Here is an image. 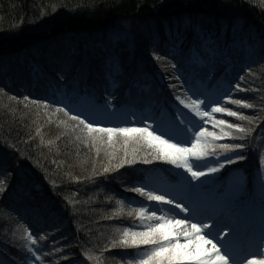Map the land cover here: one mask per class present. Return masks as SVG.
<instances>
[{
  "label": "trees",
  "instance_id": "obj_1",
  "mask_svg": "<svg viewBox=\"0 0 264 264\" xmlns=\"http://www.w3.org/2000/svg\"><path fill=\"white\" fill-rule=\"evenodd\" d=\"M185 18L220 34L224 55L194 63ZM154 53L168 55L158 61ZM114 54L122 66L119 83L105 72ZM198 80L208 99L232 88L231 99L253 105L221 104L249 119L230 117L247 131L231 129L216 143H243L239 151L246 158L221 153L233 155V163L225 162L219 185L205 199L227 193L230 176L240 171L246 186L236 198L246 205L264 169V0H0V264H127L139 254L146 246L126 248L120 241L126 228L143 230L138 215L129 213L151 202L131 189L148 179L181 186L179 168L123 137L94 141L95 134L56 111L70 109L58 95L64 91L73 104L84 98L95 109L113 94V107L122 113L140 107L156 122L177 108L187 112L175 95L187 99L185 89L196 88ZM223 114L213 115L217 120ZM126 156L136 162L126 163ZM37 229L44 237L32 246L43 249L39 259L27 240V232Z\"/></svg>",
  "mask_w": 264,
  "mask_h": 264
},
{
  "label": "snow or ice",
  "instance_id": "obj_2",
  "mask_svg": "<svg viewBox=\"0 0 264 264\" xmlns=\"http://www.w3.org/2000/svg\"><path fill=\"white\" fill-rule=\"evenodd\" d=\"M185 22L191 25L193 31L194 44L190 50L195 58L211 61L224 55L226 44L223 43L220 34H213L198 23H192L190 18H185ZM113 35L119 39V33L114 32ZM183 42L184 38L178 34L176 45L181 46ZM153 55L159 61L166 59L168 54L164 57L155 53ZM171 67L179 71L175 64H171ZM86 71V66L82 65L81 74ZM105 72L110 81L119 83L118 78H122L123 72L117 55L106 59ZM173 78L180 80L179 76ZM131 79L133 84L139 83L135 76ZM238 80L243 81L244 76H239ZM129 88L131 91V86ZM234 88L240 89V83H235ZM232 91L230 88L220 99L209 100L206 96L201 99L203 93L198 94L191 88H186L185 93L191 95L187 96V99L175 95V100L187 112L177 108L174 113L166 114V120L156 121L155 127L145 119L135 121L144 125L143 127H101L98 121L82 118L84 113L79 111L73 113L67 106L57 107L56 111L70 116L77 127L83 126L89 134H95L92 137L94 141L106 138L108 143H112L113 137L116 136L123 137L125 144L132 141L150 149L154 160L166 162L187 174L181 183L185 191H191L197 187L192 181H201V178L215 174L225 167V163L219 159L221 153L233 152L236 159L241 161L246 158L244 153L239 151L245 148V144L216 143L229 136V132L224 131L225 126L238 133L247 131L239 123H228L224 119L216 120L213 115L224 113L228 117H237L240 120L249 119L238 111L221 106L225 101H230L231 104L244 108L253 107L241 99H231ZM109 95L111 99H105L103 104L106 110L113 108L112 100L116 99L115 95ZM24 99L27 100L28 97L25 96ZM33 103L38 104L41 101L36 100ZM127 122L134 123L131 120ZM209 123L214 128L219 126L220 132L209 131L207 128ZM181 137L186 139L182 140ZM210 160L212 163H209ZM224 161L231 164L233 157L225 156ZM125 162L133 164L136 162L135 157L128 160L126 156ZM143 162L149 164L153 160L144 159ZM120 167H123V164ZM3 183L4 181L0 180V185ZM261 189L264 205V180L261 181ZM3 190V187H0V191ZM131 190L155 204L151 206L143 204L129 213L138 215L143 230L134 231L132 227L126 228L120 244L126 248L146 247L141 249L139 254H133V258L129 259L127 264H264V209L258 225V236L253 239V235L257 233L256 222L241 213L236 192L229 190L228 193H222L210 200L186 204L183 194H180L179 198L168 193L158 194L155 190H146L144 186H136ZM40 231L37 229L35 233L27 232V240L30 242L28 251L36 259L40 258L37 253L43 252L42 248L32 247L37 244V237L44 239L40 236ZM230 233L231 239L228 238Z\"/></svg>",
  "mask_w": 264,
  "mask_h": 264
},
{
  "label": "rangeland",
  "instance_id": "obj_3",
  "mask_svg": "<svg viewBox=\"0 0 264 264\" xmlns=\"http://www.w3.org/2000/svg\"><path fill=\"white\" fill-rule=\"evenodd\" d=\"M192 61L194 63L201 64V60L195 58L194 56H192ZM195 84H196V88L193 91L198 93V94L203 93V95H201V99H203L206 96L205 95L206 93L203 91L204 88H202V85H203L202 82L200 80H198V81H196ZM221 84H222V86H226V83H221ZM215 93L218 94L217 91ZM60 97L63 101H66L64 94H61ZM209 100H213V99H209ZM86 102L88 103L87 100H86ZM86 102L84 103V101H83L82 104L79 105L78 107L75 104H72L71 107L75 110L78 109L81 112L87 113L85 115L88 118L92 117L94 119V117H95L97 119H103V122H107L110 124L109 127H113V126L114 127H117V126L143 127L144 125L139 124V123H135V121H139L140 119L147 120L148 123L153 124V127H155V125H156V123L152 122V118L150 116H147L146 114H140L141 112L138 111L140 107L128 108V111H126L125 113H122L120 111L116 112V111H112V110H104V111H101L99 114V113H95L94 111H92L91 113L86 111L87 110L86 109V105H87ZM220 119H224L228 123H233V121L230 119V117H228L226 114H223V115H220L217 117V120H220ZM129 120L133 121L134 123H128L127 121H129ZM161 120H164V117L161 118ZM91 121H93V120H91ZM111 122H112L113 126L111 125ZM207 128L209 131H215V132L219 133L218 130H216V128H214L211 123H209L207 125ZM225 131L229 132L230 129H228L226 127ZM157 134H159V131L157 132ZM226 138L227 137H224L223 139L218 140V141L224 142L226 140ZM181 139L182 140L186 139V137H181ZM223 156L224 155L219 156V159L221 162L225 163ZM209 163H212V160H210ZM179 170L181 172L182 178H184L187 174L182 169H179ZM221 170L222 169H220L219 172H217L215 174H211L207 177L201 178V181H192V184L196 185L197 187L191 191H185L183 188V185L181 186L183 189H179V188H176V189L172 188L171 189L167 186H162V185L156 184V182L151 181V180L148 181V184L150 187L149 190H155L158 194L168 193L170 196L175 195L178 198H179L180 194H183V197L185 199L186 204H191L193 201L199 202L200 200L203 199V195H204L203 190L201 189L203 186V183H211L212 180L216 179L220 175ZM245 179H246V175L244 173H242L240 171L233 172L232 177L229 179L227 186L225 185L227 193L229 192V190H232V191L236 192V195L239 194L243 190V188L246 184ZM262 180H264V170L261 171V180L258 182L259 184H257L256 189H255L256 194L258 195V201L261 204H262V189H261V181ZM253 196L254 195H252V198H253ZM153 204H155V202L149 203L148 206H151ZM165 211H167V208H165ZM257 211L261 212V208L258 207ZM242 214L244 216L249 217L248 216V210H242ZM228 238L231 239L230 236ZM257 258H260V257H257Z\"/></svg>",
  "mask_w": 264,
  "mask_h": 264
}]
</instances>
